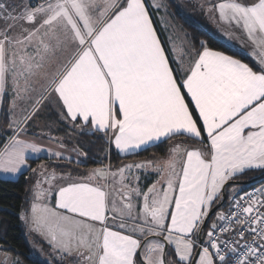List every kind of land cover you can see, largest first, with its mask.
I'll return each instance as SVG.
<instances>
[{"label":"snow or ice","instance_id":"6c2138e0","mask_svg":"<svg viewBox=\"0 0 264 264\" xmlns=\"http://www.w3.org/2000/svg\"><path fill=\"white\" fill-rule=\"evenodd\" d=\"M200 6L230 35L246 37L255 70L204 42L184 49L187 62L177 59L145 0H42L16 12L0 2V104L10 103L12 129L0 173L29 168V153L66 159L25 139L45 101L73 127L102 133L120 154L177 137L194 145L80 179L49 172L51 165L29 168L37 174L34 200L21 218L61 261L264 264V188L235 195L232 185L228 210L207 223L229 181L264 170V0ZM19 101L30 103L17 116ZM49 142L65 147L50 135ZM149 168L157 179L144 186L140 170Z\"/></svg>","mask_w":264,"mask_h":264},{"label":"trees","instance_id":"16d2710c","mask_svg":"<svg viewBox=\"0 0 264 264\" xmlns=\"http://www.w3.org/2000/svg\"><path fill=\"white\" fill-rule=\"evenodd\" d=\"M194 2V0H183V2L181 0H164V3L168 6V16L173 19L170 20V22L174 21L182 28L190 46L195 45L196 48L199 49L200 43L204 42L210 49L221 51L227 55L238 58L256 69V63L251 57L242 53L235 46L226 43L220 38L217 32H211L206 22L210 16H207V13L204 12L201 7L196 6ZM177 6L180 7L181 10H177ZM154 26L161 34V26L155 16ZM223 27L228 31L227 26ZM164 46L167 49V45L165 44ZM55 105L56 104L52 103L51 107L47 109L51 115L39 114L36 118L43 119L45 124L43 122L39 125L35 122L33 125L29 123L30 127L28 128V133L43 134L39 132V130L50 128L55 131L60 126L61 128H58L59 131L57 133L64 137V139H61L63 143L67 146L77 148L84 154L86 162L84 165H78L74 162L69 163L67 160L44 158L30 160V168H35L39 162H45L47 165H51L48 169L52 171L54 168L57 173L79 172L83 168L106 165L114 168L130 162L150 161L162 158L167 154L171 144L176 141H182L188 146H193L191 141L187 140V138L177 137L170 141H162L139 151L135 155L130 154L121 156L110 146L107 138H105L102 133L95 131L90 133L88 129L84 128L81 130L78 127H75V130H73V126H70L71 124L67 121L62 123L59 109ZM8 109V100L5 99L0 112V148L3 147L10 136V133L7 132L10 123ZM47 121L50 123L48 124ZM262 173L263 172L245 173L238 179L248 180ZM31 176H33L32 171L28 170L17 179L10 180L0 178V251H3L5 256L13 257V264H66V262L64 263L56 256L49 259L51 251L45 244L42 246L47 251L46 255L49 260L32 256V247L27 237V231L21 220L22 212L29 207L31 201L30 192L33 181ZM263 183L264 180H261L249 186H256ZM249 186H241L240 189L244 190ZM39 248L42 247L39 246Z\"/></svg>","mask_w":264,"mask_h":264},{"label":"crops","instance_id":"0c3cea01","mask_svg":"<svg viewBox=\"0 0 264 264\" xmlns=\"http://www.w3.org/2000/svg\"><path fill=\"white\" fill-rule=\"evenodd\" d=\"M30 3H31V5H34L32 3V0L30 1ZM145 3H146V6L148 8L150 17H151V19L153 21V25H154V16L156 17V19H158V21L160 23V26H161V34H162L163 37L158 32V30L156 29V27L155 26L154 27H155V29L157 31V34L159 36V39L161 40V43H162L163 47L165 48L164 45L166 44L167 45V49L165 48L166 50H168L170 48H174L175 51H176V57H177V59H179L181 56H184V60H185V62H187V59L188 58H187L186 55H184V49L190 48L191 46L187 42V38L185 36L186 34L183 32L182 28L177 23H175L174 21L170 22V20H173V19L168 16V11H169L168 10V6L165 4L167 9L164 8V7H162V6L159 9H157V8H155L151 4V2L149 0H145ZM224 41L226 43H228V44H231V45L235 46L242 53H244L247 56L251 57V52H250V50H248V49H250V46L248 44V41H247L246 37L242 33H240L238 30H236V42H234L235 44L229 43L226 40H224ZM169 56H170V59H171V56H172V53L171 52H169ZM236 59H238V58H236ZM251 59H253V58L251 57ZM173 67H175V65H173ZM256 67H257V64H256ZM7 132L10 133V136L12 135V130L9 128V126L7 128ZM88 132L93 133L94 130L93 131H90L88 129ZM55 138L60 139L59 137H55ZM25 139H27L29 141L35 140V142H37L41 147H43L45 149H51L52 151L59 150V151L63 152V154H64V156L66 158L65 160H67V161L70 159L71 162H74V163H76L78 165H84L85 162H86L85 157H84V154L82 155V153L77 148H75L73 146H67L64 143H63L65 145L64 148H62V149L61 148H58L56 143H50L49 142V136H46V135L44 136V135H41L39 133L38 134H30V133H28V135L25 137ZM62 142H63V140H62ZM158 143H160V142H157L156 144H158ZM173 145H182V147H189V148L194 146V145L193 146H188L187 144H184L182 141H176V142H174V143L171 144V146L168 149V152H167V154L165 156H163L162 158H158V159L151 160V162H158V161L166 160L168 158V156L170 155V150L172 149ZM110 146L118 153V151L115 149L114 145H110ZM151 146H153V145H150L148 147H151ZM142 150H144V149H142ZM142 150H140V151H142ZM118 154L121 155V156H127V155L120 154V153H118ZM44 158H47V159H55V158L50 157L48 155V152L47 151L41 152L39 154V156H37L35 154L29 153L28 154V164H29V168H30V160H38V159H44ZM143 162H149V161L130 162V163L131 164H136V163H143ZM130 163H126V164H130ZM126 164H124V165H126ZM124 165H122V166H124ZM101 167H110V166L109 165L108 166L106 165V166H101ZM29 168L23 169L18 174H5V173H0V178L1 179H10V180L17 179L24 172L28 171ZM93 168H97V167L83 168L79 172H67V173H70L73 179H80V178L86 177V174L89 173V172H91V170ZM110 168L112 169L113 167H110ZM37 169H39V165L38 164H37ZM48 171L50 172L51 170L48 169ZM140 172L142 173L140 183L141 184L142 183H146L145 186L150 185L152 182H154L157 179V174L151 173L152 172L151 168L147 169L146 171L142 169V170H140ZM257 172H264V170L254 169V170H249L246 173H257ZM57 174L58 175H64L66 173H61V174L60 173H57ZM32 175H33L32 176L33 181H32V188H31V192H30V200L31 201H30V205H29V209H28L29 216H30L31 205L33 203L32 202L33 201L32 199H34V196H33V185L35 184V182L37 180V174H33V172H32ZM151 176H153V178H151ZM44 186L47 187V185H44ZM28 223L30 225H28ZM27 225H28L27 228H28L29 234L32 236L34 242L36 241L37 243L36 242L35 243L37 245L40 244L38 246H42V245L45 244L47 247L50 248V251L51 252H54L55 253V251L51 248V246L49 245V243L46 240V238L44 236H42L39 232L34 231V230H31V228H32L31 226L32 225H31L30 222H27ZM29 239H31V238H29ZM43 259H48L47 255ZM49 259H51V258L49 257ZM66 264H74V263H69V262L67 263L66 262Z\"/></svg>","mask_w":264,"mask_h":264},{"label":"rangeland","instance_id":"374dc122","mask_svg":"<svg viewBox=\"0 0 264 264\" xmlns=\"http://www.w3.org/2000/svg\"><path fill=\"white\" fill-rule=\"evenodd\" d=\"M30 1L31 0H0V2H3V3H5L6 4V6L7 7H9L13 12H16V11H19L20 9H22V8H24V7H26V6H29V5H31V3H30ZM150 2H151V4L152 5H154L155 3H159V4H161L162 5V7H164V8H166V5H165V3H164V0H149ZM182 2H183V0H181ZM195 2V4H196V6H198V7H201L200 5L201 4H207L208 2H209V0H194ZM213 2H214V0H213ZM167 9V8H166ZM177 10H181V8L180 7H178L177 6ZM205 12V11H204ZM207 16H209L208 14H207ZM207 26H208V28L211 30V32H217L219 35H220V38L222 39V40H226L227 42H229V43H233V44H235L234 42H236V31H234L231 35L229 34V30L228 31H226L225 29H224V27L223 26H225L223 23H221V22H219L218 21V19H213V18H209V19H207ZM3 26V21L2 20H0V27H2ZM248 50H250V49H248ZM29 103L30 102H28V101H19L18 102V107L15 109V114L18 116V115H20L21 114V108H26V107H28L29 106ZM53 104H55V103H53ZM51 105H52V102H48V101H45V102H43L40 106H39V108H40V110H39V112L36 114V116L33 118V120L32 121H30L29 123H31L32 125L34 124V122L37 124V125H39L40 123H42L43 122V119H36L38 116H39V114H44V115H51L49 112H48V107H51ZM2 106H3V103L2 104H0V112H1V110H2ZM56 106V105H55ZM8 108L10 109V103H9V101H8ZM9 109H8V112H9V116H10V111H9ZM61 122L62 123H65L66 122V120H62L61 119ZM44 124H45V122H43ZM47 123L49 124L50 122L49 121H47ZM53 124H55V123H53ZM70 126H73L72 124L70 125ZM58 128H61L60 126L58 127ZM57 128V129H58ZM73 128V130H75V127H72ZM53 130V129H41V130H39V132H41V133H43V134H41V135H46V136H52V137H59L60 139H64V137L63 136H61V135H59L57 132L59 131V129L58 130ZM12 130V129H11ZM0 132H1V129H0ZM83 155V154H82ZM85 157V156H84ZM151 161V160H150ZM41 164H45L46 166H48L45 162H39L38 163V165L40 166ZM121 167H123V166H119V167H114V168H112V170L113 171H115V170H117V169H119V168H121ZM35 168H37V166L35 167ZM97 168H102L101 166H97ZM93 169H95V168H93ZM39 170V169H38ZM151 173H155V172H151ZM33 174H36V173H33ZM61 174V173H60ZM155 174H157V173H155ZM32 177V176H31ZM151 178H153V176H151ZM145 184L146 183H142V185H144L145 186ZM237 187H236V189H235V194H237L240 190H242V189H240L241 188V186H238V185H236ZM45 187V186H44ZM46 188V187H45ZM227 193H228V201H227V204H226V207L225 208H221V210H223V211H227L228 210V205H229V197L230 196H232L233 195V188H232V185H230L227 189ZM32 200H34V199H32ZM33 202V201H32ZM28 209H29V207L28 208H26V210H24L23 212H22V214H21V217L22 216H24L26 213L27 214H29V212H28ZM215 219V215H214V217L210 220V223L213 221ZM21 220H22V223L24 224V227L26 228V231H27V237H28V239L29 238H31V239H29V241H30V244H31V247H32V256H34V257H38V258H45V256H46V253H47V251L45 250V248L43 247V246H41L42 248H39V246L34 242V240H33V238H32V236L29 234V231H28V228H27V226L28 225H30L29 223H28V225H27V221L25 220V219H22L21 218ZM209 223V224H210ZM32 227V228H31ZM30 228H31V230H33V225L31 226ZM43 236V235H42ZM47 240V239H46ZM40 245V244H39ZM56 253V252H55ZM54 252H51V254H52V256H51V254H50V258H53V256H56V257H58L59 258V256L57 255V253L55 254ZM60 259V258H59ZM64 263L65 262H69V263H74V264H76V261H75V259L74 258H72V257H68L67 259H65L64 261H63ZM14 263V258L13 257H8V256H5V254H3V251H0V264H13Z\"/></svg>","mask_w":264,"mask_h":264},{"label":"water","instance_id":"95a60500","mask_svg":"<svg viewBox=\"0 0 264 264\" xmlns=\"http://www.w3.org/2000/svg\"><path fill=\"white\" fill-rule=\"evenodd\" d=\"M261 180H264V173L260 174L259 176L257 177H254L252 179H248V180H233V181H229L228 184L225 185V189H224V198L222 199V201L212 209V212L210 213L209 215V218H208V224H209V221L211 219V217L216 213L217 209H219L223 204L224 202L227 200V193H226V189L228 186L230 185H238V186H248V185H252L256 182H259Z\"/></svg>","mask_w":264,"mask_h":264},{"label":"built area","instance_id":"2783aa9c","mask_svg":"<svg viewBox=\"0 0 264 264\" xmlns=\"http://www.w3.org/2000/svg\"><path fill=\"white\" fill-rule=\"evenodd\" d=\"M34 2H35L36 4H38V3L42 2V0H34ZM260 188H264V183H263V184H260V185H256V186H251V187H249V188L246 189V190H243V191L238 192L236 195H243V194H245V193H253V192H255L257 189H260Z\"/></svg>","mask_w":264,"mask_h":264},{"label":"flooded vegetation","instance_id":"af4514ba","mask_svg":"<svg viewBox=\"0 0 264 264\" xmlns=\"http://www.w3.org/2000/svg\"><path fill=\"white\" fill-rule=\"evenodd\" d=\"M227 201H228V198H227V200L224 202V204L219 208V209H221V208H225L226 207V204H227ZM214 217V216H213ZM212 217V218H213Z\"/></svg>","mask_w":264,"mask_h":264}]
</instances>
